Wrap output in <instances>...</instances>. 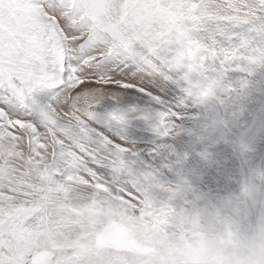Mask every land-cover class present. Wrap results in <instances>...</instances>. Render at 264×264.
Instances as JSON below:
<instances>
[{"label":"snow or ice","instance_id":"1","mask_svg":"<svg viewBox=\"0 0 264 264\" xmlns=\"http://www.w3.org/2000/svg\"><path fill=\"white\" fill-rule=\"evenodd\" d=\"M254 64L264 0H0V264H160L164 185L128 158L127 113L98 105L177 76L181 104L204 100ZM43 87L56 91L41 106ZM179 115L159 113L161 136Z\"/></svg>","mask_w":264,"mask_h":264},{"label":"rangeland","instance_id":"2","mask_svg":"<svg viewBox=\"0 0 264 264\" xmlns=\"http://www.w3.org/2000/svg\"><path fill=\"white\" fill-rule=\"evenodd\" d=\"M255 65L256 64L252 65L251 67L254 68ZM258 65H259L258 66L259 69L262 72L256 71L255 73L251 74L249 72H245L240 69L230 70L223 77L220 85L214 90V94L212 96L202 101L195 97L187 98L184 104L180 103V101L186 97V92H185L186 83L183 81V79L179 78L177 80L176 78L172 81V80H165L161 78L163 83L159 84V87L162 90L163 99H164L165 104H161V108L159 109V112L156 115L147 116V117L145 116V121L146 120L150 121V119L153 120V123L150 129H148L147 125H144L145 127L141 129L137 128L136 134L138 135L139 139L136 144L134 143V140L132 138L133 134L130 135L131 138L125 137L127 144L130 146V152L128 154V158L132 160L133 167L138 173L141 171V172H144L145 174L152 173L151 171H149L150 169L146 168L145 166H147V163L151 162L150 155L152 153L161 151L160 142L161 141L163 142L172 141L173 142V144L170 146L171 148L169 147L171 151L169 149L170 155H169L168 162L164 161L163 163L160 162L161 164H159L157 163V161H160L158 157L156 158V162L153 161L152 163H150L151 166L153 167L151 168V170H153L154 173L158 172L156 175L154 174V176L155 177L159 176V178L161 177L158 183L161 185H164L163 188H160V187H156L157 189L153 188L152 198L154 202L157 204V206H161L164 204H176V202H174L172 199H177V198H178V201L182 204L186 202L184 199L181 198V196L177 197V195L171 194V190L169 189H175V187H178V189H175L174 191L175 193H179L180 190L183 189L186 192H188L189 200L197 201V202H202L204 200L216 201L225 196L238 195L241 192L244 184L247 182H253L257 187V191L261 194H264V146H263L264 145L263 143L264 141V84H263L264 83V64H258ZM234 71H236L237 74L241 73V75L238 78V81H240V78H241V82H240L241 84L239 83L240 87L241 85H243V87L245 88V90L240 89L239 95L241 94L240 95L241 97H242V94H244L243 93L244 91L249 90L252 86H254V89L251 90L253 91V93L250 96L246 97L245 102H244V99L239 102L241 97L240 96L238 97L236 106L239 104L238 106L241 107L243 102L245 104L252 102L248 104V108L249 107L257 108V110H255V115L251 116V114L247 112L249 109L246 106H243L245 108L243 109V107H241L240 108L241 110H239L240 113H238V115L239 116L242 115V117L244 116V118L240 116L241 118L238 121H236V123L235 121L233 123H227L226 118H225L226 122H224V124L227 123L225 126L221 125V123H216L215 126L206 127L203 130L199 131L198 133L195 132L194 128H196V131H198L197 129H199L197 128L198 125L196 124L198 123V120L201 121L203 120V118H205V116L208 117L211 115V114H208V115L205 114L206 111L210 110V108L212 110L219 109L218 97L223 99V97H225L228 94V92L231 91L232 89L231 80L232 79L228 80V78L230 77V74H232ZM255 77H257V80ZM195 78L194 76H192V79L194 80H199L201 77L198 75ZM243 79L244 81L247 79L248 80L246 83H243L244 82L242 81ZM250 79H253L251 80L252 82L250 81ZM158 81L159 80H157L156 84H158ZM254 81H256V83ZM257 83H261V86L263 87L258 89ZM229 85H231V88H229ZM43 88H45L46 90ZM43 88H41L40 90L34 93V98L36 99L37 103L41 106L49 102L48 101L49 99L46 98V93L49 92L48 88H52L54 95L56 91L55 87H43ZM114 91H115V95L118 96V99L115 98L112 101L111 105H118L122 108L124 104L120 101V91L119 90H114ZM233 91H236V90L233 89ZM254 94H255V97H252L254 96ZM247 98H251L252 101H250ZM159 103L160 102H158V104ZM105 106L106 105L101 102L98 105L97 111L100 114L101 118L107 117L102 114V111L104 110ZM213 106H214V109H213ZM130 109H132V106L130 107ZM169 109L177 110L180 113L179 117L177 118L176 129L174 133L171 134L170 136L164 137V136H161L159 133H158L159 135L156 136L150 130H156L157 125L159 123V113L162 111H167ZM236 110L237 109H234V112ZM224 111H225V114L223 116L224 117L228 116L229 112L227 110V105L224 106ZM192 112H193V115H192L193 120L192 122H190L191 120L189 121L191 124L188 123L187 125H184L185 121L187 120V114L192 113ZM238 115L233 114L231 116V119L235 118L236 120V116ZM256 116H257V120H256ZM133 120H135V117L127 119L128 122H132ZM238 123H239V126L241 125L243 126V129H242V126L238 127V130L234 129V126L236 127ZM217 124L219 127H217ZM134 125L135 124H130L132 128H127V131L128 130L135 131V129L133 128ZM193 125H194V128H193ZM184 127H185L186 132H183L182 135H180L177 138V141H180V144L176 140L174 142V137H177L176 133L180 132V130L182 128L184 129ZM210 129L212 130L214 129V130L212 131ZM222 130H223V133H222ZM206 131H208V133ZM119 132H122V131H119ZM210 133L213 135H211ZM216 133H219V135H217ZM191 137H192V140H190ZM191 141H196V142L199 141L198 143L205 144L207 147H209L207 150L209 154L203 155L202 156L203 158H200V157L199 159L195 158V160L192 159L191 157L190 159L189 157L188 158L186 157L187 161L185 160L186 159L185 157L184 158L182 157L181 160L180 159L177 160V157H179L178 155H180V152H181L180 149L186 148L187 145L191 149L193 148L194 143H191ZM210 141L213 143L211 144ZM176 142L178 143V146L183 144L184 147L180 146L179 148H175ZM190 143L192 145H190ZM206 143L207 144L209 143V145H207ZM207 151L203 150L202 152H207ZM142 164H145V165H142ZM169 165H171V167ZM201 171H202V174H201ZM173 172H176V173L179 172L180 174L178 173L177 175L175 173V177H173L172 175ZM154 190L156 191V193ZM170 194L173 195L174 197L173 196L171 197Z\"/></svg>","mask_w":264,"mask_h":264},{"label":"clouds","instance_id":"3","mask_svg":"<svg viewBox=\"0 0 264 264\" xmlns=\"http://www.w3.org/2000/svg\"><path fill=\"white\" fill-rule=\"evenodd\" d=\"M180 192L186 206L168 204L150 241L160 264H264V194L253 182L216 201Z\"/></svg>","mask_w":264,"mask_h":264},{"label":"bare ground","instance_id":"4","mask_svg":"<svg viewBox=\"0 0 264 264\" xmlns=\"http://www.w3.org/2000/svg\"><path fill=\"white\" fill-rule=\"evenodd\" d=\"M259 65L258 64H256L255 66H254V68H252L253 69V71L251 72V74H253V73H255L256 71H261L260 69H259V67H258ZM262 72V71H261ZM199 74H196V73H194L192 76H194V78L196 77V76H198ZM241 75V73L240 74H237V72L236 71H234L232 74H230V77L228 78V80H230V79H232L231 80V85H232V89H231V91L230 92H228V94L225 96V97H223V99H221L220 97H218V102H219V109L218 110H215L214 109V106H213V109L214 110H212L211 108H210V110H208V111H206L205 112V114H211L210 116H205V118H203V120H201V121H199L198 120V123H196L197 125H198V127L197 128H199V129H197L198 131H196V128H194V125H193V128L195 129V132H199V131H201V130H203L204 128H206V127H209V126H215L216 125V123H221V125H226L227 123H233L234 121H235V123H236V121H238L241 117H242V115H238V113H240V111L239 110H241L240 108L241 107H243V106H246L247 108H248V104H250V103H252V102H250V103H244L245 102V100H246V97L247 96H250L252 93H253V91H251L252 89H254V86H250L251 88L249 89V90H246V91H244L243 93L244 94H242V97L239 95V92H240V89H243V90H245V88L241 85V87H240V82H241V78H240V81H238V78H239V76ZM179 78H181V76H177V80L179 79ZM256 78V80H257V77H255ZM196 79V78H195ZM159 81H158V84H154L153 85V87H155L156 88V91L155 92H151V93H144V92H141L139 89H135V88H133V89H128V90H119L120 91V101L124 104V106L121 108L120 106H118V105H111V103H112V101L115 99V98H117L118 99V96H114L113 97V95L112 94H110V93H106L105 94V98L103 99V100H101V103H103V104H105L106 106H105V108H104V110L102 111V114L104 115V116H107L110 112H112L113 110H115V109H117V108H119V109H121V110H124L126 113H127V119H129V118H133V117H135V120H133L132 122H126V124H124V125H117L116 127H117V129L119 130V131H122V132H120V134L125 138V137H129V138H131V136L130 135H132L133 134V136H132V138H133V140H134V143L136 144L137 142H138V139H139V137H138V135L136 134V130H137V128H139V129H141V128H144L145 126L144 125H147L148 126V129H150V127H151V125H152V123H153V120L152 119H150V121L149 120H146L145 121V116L147 117V116H154V115H156L158 112H159V109L161 108V104H165L164 103V99H163V93H162V90L160 89V87H159V84H162L163 83V81H162V79L161 78H159L158 79ZM194 80V79H193ZM248 80V79H247ZM246 80V81H247ZM251 80H253V79H250V81ZM173 81V80H172ZM242 81H244V79L242 80ZM176 82V81H175ZM252 82V81H251ZM255 83H256V81H254ZM240 83V84H239ZM264 84V83H263ZM257 85H258V89L259 88H262L263 86H261V83H257ZM43 89H45V88H43ZM233 89H235L236 91H233ZM46 90V89H45ZM242 90V91H243ZM48 93H46V98H48L49 100L48 101H50L52 98V96H54V93H53V91H52V88H48ZM241 91V92H242ZM47 92V91H46ZM44 93H45V91H44ZM42 94V93H41ZM241 97L240 98V100H239V102L241 101V100H243L244 99V102H243V104H242V106L240 107V106H236V103H237V101H238V97ZM42 97V96H41ZM44 97V96H43ZM252 97H255V94H254V96H252ZM45 98V97H44ZM247 99H249L250 101H252L251 100V98H247ZM256 99V98H255ZM211 100V99H210ZM202 101V100H201ZM256 101V100H255ZM158 102H160L159 104H158ZM203 102H205V101H203ZM216 103V102H215ZM254 103H256V102H254ZM253 103V104H254ZM204 104V103H203ZM225 105H227V110H228V116H226V117H224L223 115L225 114V111H224V106ZM132 106V109L134 108L135 109V111H129V109H130V107ZM168 106H170V105H168ZM205 106V105H204ZM211 106V105H210ZM209 106V107H210ZM207 107V106H206ZM258 107V106H257ZM245 107H243V109H244ZM203 109V108H202ZM234 109H237L235 112H234ZM249 109V110H248ZM247 110V112L248 113H250L251 114V116H254L255 115V110H257V108H253V107H249ZM130 112V113H129ZM197 112V111H196ZM244 112V111H243ZM242 112V113H243ZM246 112V113H247ZM213 114V115H212ZM233 114H236V115H238V116H236V120H235V118H232L231 119V116L233 115ZM192 115H193V112L192 113H189V114H187V120L185 121V124L184 125H187L188 123H190V122H192V120H193V118H192ZM195 116V115H194ZM193 116V117H194ZM207 117V118H206ZM225 118H226V121H227V123L226 124H224V122H226L225 121ZM242 118H244V116L242 117ZM254 118V117H253ZM191 120V121H190ZM197 120V119H196ZM256 120H257V116H256ZM190 121V122H189ZM195 122V121H194ZM253 123V122H252ZM130 124H135L134 125V129H135V131L133 130V131H131V130H128L127 131V128H132V126H130ZM191 124V123H190ZM192 124H194V123H192ZM221 125H220V127H221ZM241 125V124H240ZM107 126V125H106ZM242 126V125H241ZM241 126H239V123H238V125L235 127L234 126V129H236V130H238V127H241ZM196 127V126H195ZM217 127H219L218 126V124H217ZM213 128V127H212ZM223 128V127H222ZM221 128V129H222ZM216 129V128H215ZM218 129V128H217ZM242 129H243V126H242ZM210 130H212V129H210ZM214 130V129H213ZM212 130V131H213ZM151 132H153L156 136L157 135H159L158 133V131L157 130H150ZM216 131V130H215ZM183 132H186L185 131V127H184V129L182 128L181 130H180V132H178V133H176V135H177V137H174V142H175V140L177 141V138L180 136V135H182V133ZM189 132V131H188ZM207 133H208V131H206ZM219 132V131H218ZM221 132V131H220ZM222 133H223V130H222ZM221 133V134H222ZM239 133V132H238ZM187 134V133H186ZM211 134V133H210ZM217 135H219V133H216ZM215 134V135H216ZM220 134V135H221ZM211 135H213V134H211ZM216 135V136H217ZM170 136V135H169ZM216 136H214V137H216ZM222 136V135H221ZM213 137V138H214ZM220 137V136H219ZM171 138V137H170ZM181 138V137H180ZM186 138V137H185ZM200 138V137H199ZM211 138V137H210ZM182 139V138H181ZM187 139V138H186ZM204 139V138H203ZM217 139V138H216ZM222 139V138H221ZM220 139V140H221ZM184 140V139H183ZM190 140H192V137H191V139ZM195 140V139H194ZM263 140V139H262ZM189 141V140H188ZM206 141V140H205ZM177 142H179V144H180V141H177ZM176 142V144H175V148H179L180 146H183L184 147V145L183 144H181V145H179L178 146V143ZM186 142V141H185ZM190 142V141H189ZM199 142V141H198ZM198 142H196V141H191V143H194L193 145V148L191 149L188 145H187V147L186 148H184V149H180L181 150V152H180V155H178L179 157H177V160H181L182 159V157L184 158H188L189 157V159H190V157L192 158V159H194L195 160V158H198L199 159V157L200 158H203L202 156L203 155H205V154H209L208 153V148L209 147H207L205 144H200V143H198ZM211 142V141H210ZM223 142V141H222ZM221 142V143H222ZM182 143V142H181ZM187 143V142H186ZM190 143V145H192ZM213 142H211V144H212ZM228 143H229V141H228ZM263 143H264V141H263ZM173 144V142L172 141H161L160 142V148H161V151H158V152H156V153H152L150 156H151V158H150V160H151V162H149V163H147V166H145L146 168H149L150 170L149 171H151L153 174H157V173H154V171L153 170H151V168H153L152 166H151V164L150 163H152L153 161H155L156 162V158H158L159 157V159H160V161H157V163H159V164H161V163H163L164 161H166V162H168V159H169V155H170V152H169V149L171 148L170 146ZM207 144V143H206ZM207 145H209V143L207 144ZM220 145V144H219ZM224 145V144H223ZM264 146V145H263ZM170 147V148H169ZM182 147V148H183ZM175 150V149H174ZM179 150V149H178ZM203 150H206L207 152H202ZM211 150V149H210ZM170 151H171V149H170ZM202 152V153H201ZM210 152V151H209ZM212 152V151H211ZM174 153V152H173ZM176 155V154H175ZM175 155H173V156H175ZM191 155V156H190ZM172 156V155H171ZM187 158L185 159L186 161H187ZM176 159V158H175ZM199 161V160H198ZM206 161V160H205ZM161 162V163H160ZM171 162V161H170ZM189 162V161H188ZM172 163V162H171ZM173 164V163H172ZM190 164V163H189ZM193 164V163H192ZM191 164V165H192ZM142 165H145V164H142ZM149 165V166H148ZM170 167H171V165H169ZM168 166V167H169ZM188 166V165H187ZM186 166V167H187ZM190 166V165H189ZM169 167V168H170ZM164 169H165V167H164ZM188 169V168H187ZM143 170V169H142ZM163 170V169H162ZM200 170H202V169H200ZM199 170V171H200ZM138 171H140V170H138ZM145 171V170H144ZM148 171V172H149ZM162 172V171H161ZM198 172V171H197ZM141 175H144L145 173L144 172H139ZM160 173V172H159ZM175 173L176 172H173V177H175ZM179 173V172H178ZM178 173H176L177 175H178ZM200 173V172H199ZM224 173V172H223ZM180 174V173H179ZM201 174H202V171H201ZM186 175V174H185ZM187 175H189V174H187ZM166 176V175H165ZM199 176V175H198ZM155 177V176H154ZM159 179H161V177L159 178V176L158 177H155V180L156 181H158L159 182ZM186 180V179H185ZM180 185V184H179ZM157 189V188H156ZM175 189H178V187H175ZM175 189H173V190H175ZM260 189V188H259ZM152 191H153V189H152ZM155 191V190H154ZM166 191H168V190H166ZM155 193H156V191H155ZM171 194H174V195H177V197H179V196H181V194H180V192L179 193H175L174 191H171ZM170 194V195H171ZM165 195V194H164ZM168 195V194H167ZM187 195H188V192H187ZM166 196V195H165ZM173 195H171V197H172ZM174 197V196H173ZM164 198V197H163ZM191 199V198H190ZM174 202H176V204H172V205H174L176 208H181V207H184V206H186V202L184 203V204H182V203H180L179 201H178V198L177 199H172ZM171 203V202H170Z\"/></svg>","mask_w":264,"mask_h":264}]
</instances>
